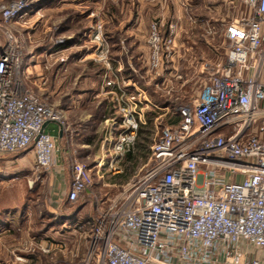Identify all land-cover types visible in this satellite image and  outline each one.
I'll list each match as a JSON object with an SVG mask.
<instances>
[{
    "label": "built area",
    "instance_id": "built-area-1",
    "mask_svg": "<svg viewBox=\"0 0 264 264\" xmlns=\"http://www.w3.org/2000/svg\"><path fill=\"white\" fill-rule=\"evenodd\" d=\"M241 1L248 13L225 27V62L211 69L195 99L176 106V124L158 122L170 106L161 108L142 89L104 74V93L118 116L111 119L109 172L120 171L116 163L134 147L145 111L163 113L153 120L144 173L111 199H94L85 264H264V0ZM19 8L5 9L4 21ZM176 35L175 25L166 37L157 22L150 27L148 69L156 87L166 79L163 60ZM20 64L6 42L0 156L31 149L36 167L49 170L54 142L44 128L63 126V116L25 88ZM69 174L67 201L74 204L92 184L91 169L73 161Z\"/></svg>",
    "mask_w": 264,
    "mask_h": 264
},
{
    "label": "rangeland",
    "instance_id": "rangeland-1",
    "mask_svg": "<svg viewBox=\"0 0 264 264\" xmlns=\"http://www.w3.org/2000/svg\"><path fill=\"white\" fill-rule=\"evenodd\" d=\"M141 2L154 4V10L157 9V0ZM161 2L169 12L178 4L182 18L196 25L198 38L206 40L211 51L207 52L210 60H192L194 58L190 59L188 56L181 60H170L174 52L172 47L171 54L163 60L166 79H159L156 87V81L152 79V73L148 69L147 38L150 27L157 22L162 35L170 25H175L178 29V23L170 22L167 25L161 19L150 18L144 33L136 30L130 35L129 12L138 14L140 8L135 0H0V40L4 44L12 42L21 63L20 75L25 88L63 116V126L50 123L47 131L55 129V126L61 131L64 167L70 169L71 162L77 161L91 169L92 184L85 193L93 197V203L94 199L105 202L119 194L141 176L149 164L148 158L135 168L127 180L128 184L124 183L127 173L121 160L118 166L122 167L123 172L109 174L110 180L114 178L116 186H104L102 179L97 177L96 158L102 153L107 155L111 149V130L114 126L110 119L118 117L113 107L114 100L110 96L106 95L108 98L105 100L102 96L95 95L102 86L104 74L111 77L116 75L119 86L128 82V89L131 86L142 89L151 101L152 95L156 102L169 103L168 111H164L158 121L168 123L166 117L169 114L175 116L176 106L189 104L195 99L213 68L225 62L226 25L248 13L241 0ZM13 3L20 8L14 17L4 21L3 11ZM164 19L167 20V17ZM98 26L100 30L93 32ZM96 34L99 35V40L95 39ZM8 36L12 39L9 40ZM140 43L146 50L139 53V60H128L131 48H138ZM204 51L203 48L196 50V55L201 56ZM191 55L194 56L193 51ZM148 111L149 109L145 112ZM152 126L151 138L155 130L154 122ZM51 136L54 151L58 154L61 146L57 136ZM52 167L53 160L49 170L37 168L31 149L0 156V212L2 208L23 207L22 216L34 219L38 223V230L46 231L57 226L60 217L57 216L56 209L51 208L54 200L52 188L55 185L51 175ZM59 199L64 200L61 194ZM77 208L66 203L63 210L71 215ZM93 210L95 213L94 206ZM79 224L82 223H78L77 227L81 226ZM87 227L84 234L89 236L92 226ZM36 244L38 254H51V251H41L40 244L43 247L45 245L40 241Z\"/></svg>",
    "mask_w": 264,
    "mask_h": 264
},
{
    "label": "crops",
    "instance_id": "crops-1",
    "mask_svg": "<svg viewBox=\"0 0 264 264\" xmlns=\"http://www.w3.org/2000/svg\"><path fill=\"white\" fill-rule=\"evenodd\" d=\"M131 1L133 2V0ZM135 2L140 8L138 14L132 11L129 12L128 33L130 35H133L136 30H140L141 33H144L150 18L161 19L165 21L167 25L170 22H176L180 27L177 29V35L173 46L174 52L170 60H181L186 58V56L190 59L194 58L192 60H210L207 52L209 50L211 51V47H209L206 40L198 38L196 25L190 22L188 23L182 18L183 14L177 3L175 8L173 7L172 11L169 12L161 0H157V3H155L156 6L158 4L156 10L153 8L154 4H144L141 0H135ZM166 17L167 20L164 19ZM167 34L168 27L162 33V37H166ZM129 37L132 38V36ZM136 38H138L137 35ZM140 44L138 48H131L132 51L128 60H139V53L142 54L143 51L146 50L142 43ZM4 46V42L0 40V53L4 49ZM201 48L205 50L204 54L197 56L196 50H200ZM138 49H140V52H138ZM192 51L194 52V56L191 55ZM95 95L102 96L105 100L108 98L104 93L103 86L95 92ZM49 124L45 126L44 131L50 135L55 134L59 146H61V131L56 129L57 126H55V129L47 131ZM103 148L104 145L102 146V149ZM111 154L110 152L109 155L106 156L105 153H102L100 154L101 156L96 158L97 163L100 165H96L95 173L99 179H102L101 183L104 186H116L114 178L110 180L109 177V174L114 175L115 173L108 171V163L110 162ZM52 160L54 167H52L51 175L55 180V185L52 188L54 200L51 208L56 209V214L58 213L63 216L59 218V223L57 226L55 225L56 227H50L45 231L44 229L38 230V223H36L34 219H31V217L22 216L23 207L20 209L2 208V212H0V264H85L90 242L89 236L84 234V231L87 230L88 225H90V227L92 226L91 219L95 214L93 210V197L84 193L79 200L73 204L78 207L77 210L71 215H68L63 210V207L64 204H69L67 201V194L70 190V178L69 168L64 167V148L62 146L59 148L58 154L53 151ZM120 160L118 162H120ZM118 162L116 163L117 166ZM118 168L120 169L118 173L123 172L120 165ZM127 180L124 181L125 184H128ZM59 194L63 196L64 200L59 199ZM87 218L90 220H87ZM82 220L84 222H81ZM78 223H82L79 224L81 226L77 227ZM38 241L50 248L51 254L49 256H41L38 254L36 250V243ZM91 264L94 263L92 262Z\"/></svg>",
    "mask_w": 264,
    "mask_h": 264
},
{
    "label": "trees",
    "instance_id": "trees-1",
    "mask_svg": "<svg viewBox=\"0 0 264 264\" xmlns=\"http://www.w3.org/2000/svg\"><path fill=\"white\" fill-rule=\"evenodd\" d=\"M150 97L153 99V102H155L157 106H159L160 104L161 106L159 107L161 108L167 106L169 107V103H166L165 101L156 102L152 95ZM159 114H161V112L154 108H150L149 111L146 112L145 114L146 124L139 128L137 134V140L134 147L129 152H126L122 157L121 165L122 167H124V171L127 173L126 176H124L125 181L130 178L131 173L135 168H137L142 162L150 158V146L152 144L151 137L153 133L152 122L154 118ZM166 120L169 124H176L179 121V117L176 114L175 116L169 114V116L166 117ZM126 164H128V166ZM57 216L62 217L63 215L58 214Z\"/></svg>",
    "mask_w": 264,
    "mask_h": 264
}]
</instances>
